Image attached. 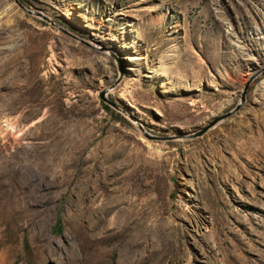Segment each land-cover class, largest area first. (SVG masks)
Returning <instances> with one entry per match:
<instances>
[{
    "label": "rangeland",
    "instance_id": "obj_1",
    "mask_svg": "<svg viewBox=\"0 0 264 264\" xmlns=\"http://www.w3.org/2000/svg\"><path fill=\"white\" fill-rule=\"evenodd\" d=\"M19 2L0 264H264V0Z\"/></svg>",
    "mask_w": 264,
    "mask_h": 264
},
{
    "label": "water",
    "instance_id": "obj_2",
    "mask_svg": "<svg viewBox=\"0 0 264 264\" xmlns=\"http://www.w3.org/2000/svg\"><path fill=\"white\" fill-rule=\"evenodd\" d=\"M14 3L21 9L23 10V12L27 13V14H31V15H35V16H38V17H41L43 20L47 21L49 19H47L46 17L44 16H40L39 13H35V12H30L28 11L27 9L24 8V6L19 2V0H14ZM53 25V23H51ZM246 89V88H245ZM244 96H245V90L240 98V102L233 108L232 111L228 112L224 117H228L229 115H231L232 113H234L235 111H237L241 105L243 104L244 102ZM100 98L103 102L107 103L103 94L100 95ZM219 121V119H216L214 120L213 122L209 123L206 127L200 129L199 131H197L196 133L190 135L189 137L190 138H196V137H199L201 135H203L209 128H211L213 125H215L217 122Z\"/></svg>",
    "mask_w": 264,
    "mask_h": 264
},
{
    "label": "trees",
    "instance_id": "obj_3",
    "mask_svg": "<svg viewBox=\"0 0 264 264\" xmlns=\"http://www.w3.org/2000/svg\"><path fill=\"white\" fill-rule=\"evenodd\" d=\"M103 107L105 109H108V107L106 105H104V104H103ZM60 228H61V223H60V220H58L57 223H56V225H55V229H56V231H59Z\"/></svg>",
    "mask_w": 264,
    "mask_h": 264
}]
</instances>
